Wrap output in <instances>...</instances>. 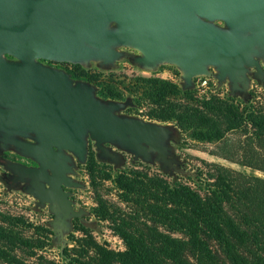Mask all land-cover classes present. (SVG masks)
<instances>
[{"label": "water", "instance_id": "95a60500", "mask_svg": "<svg viewBox=\"0 0 264 264\" xmlns=\"http://www.w3.org/2000/svg\"><path fill=\"white\" fill-rule=\"evenodd\" d=\"M122 46L136 49L132 62L143 67L174 64L183 88L213 67L219 81L244 94L249 68L262 74L264 0H0V151L35 163L0 156V164L8 188L48 204L58 238L84 213L65 188L80 185L71 176L73 156L85 160L88 139L99 159L119 164L110 143L179 170L169 144L174 126L118 114L128 101L103 99L94 84L41 61L108 67L126 55Z\"/></svg>", "mask_w": 264, "mask_h": 264}, {"label": "rangeland", "instance_id": "374dc122", "mask_svg": "<svg viewBox=\"0 0 264 264\" xmlns=\"http://www.w3.org/2000/svg\"><path fill=\"white\" fill-rule=\"evenodd\" d=\"M217 23L222 24L221 22ZM119 49L123 50L126 55L116 61L115 65L101 67L95 61H91L89 65L77 64L82 70L102 82L104 87L111 90L115 96V98L103 99L128 101V104L117 112L118 114L174 126L177 129L178 136L171 138L169 144L172 156L177 159L175 166L179 170H174L171 173L167 169H163L156 160L147 162L140 157L135 158L132 153L110 143L105 145L120 154L119 164L99 159L94 142L88 139L85 160L79 162L73 156L75 172L71 176L80 185L65 188L71 192L70 197L74 208H81L84 213L81 218L72 217L70 229L64 231L62 237L58 238L49 225L55 219V214L50 210L48 204L36 205V199L21 187L8 188L6 178L9 171L0 164V264H43L44 258L51 260L52 263L49 264H62L60 252L64 248H67L66 254L75 256L84 262L88 260L92 262L91 259L97 256L100 247L114 252L125 251L124 241L114 229V220L117 216L112 209L120 208L127 215H132L130 212L139 207L126 201L124 189L116 185V174L120 170L131 168L144 170L143 166H149V172H157L174 181L180 176H195L200 169L204 176L210 177L212 164H216L233 168L248 175L264 177V172L261 170L231 162L215 154L220 139L210 140V112H206V123H203L200 116H195L194 120L199 123H185L183 129H180L172 118L162 120L157 117H169L172 110L171 104L175 103H182L205 112L208 108H204L203 103L207 100L210 101L212 96L238 106L239 110L256 106L264 108V57L259 58L262 74L257 75L253 67L249 68L248 87L242 94L230 90L228 79L219 81L213 67L209 68L210 74L193 77V84L188 88H183L184 80L181 71L174 64L164 62L157 65L156 68H146L132 62V57L139 54L136 49L124 46ZM163 81L167 82L165 83L167 94L160 97L156 94L164 87V85L162 86ZM95 86L98 91V86ZM175 86L178 90L187 91L189 94L175 93ZM137 98H140L139 102ZM245 128L250 129L249 123L244 122L241 129L232 134L227 133L225 136L246 141L250 131L241 132ZM261 155L264 158V153ZM0 156L24 164H27V161L33 162L28 157L11 149L0 151ZM99 199L106 201V206L112 214L111 217L100 216ZM142 213L141 210L138 212V220H141ZM146 216L151 217V215ZM152 216L155 220H159L158 216ZM158 228H160V224H158ZM8 234L11 235L10 240L7 238ZM172 234L181 236L178 232ZM20 237L26 238L25 246L17 242V238ZM35 246L42 247L35 249ZM30 252H36V255L33 256L29 254ZM261 254L264 257V252ZM38 255H41L43 259H39Z\"/></svg>", "mask_w": 264, "mask_h": 264}, {"label": "trees", "instance_id": "16d2710c", "mask_svg": "<svg viewBox=\"0 0 264 264\" xmlns=\"http://www.w3.org/2000/svg\"><path fill=\"white\" fill-rule=\"evenodd\" d=\"M81 73L98 86V96L115 98L96 77L85 70ZM165 83L162 82L164 87L157 96L167 94ZM174 89L175 93L189 94L176 86ZM204 103V108H208L205 112L175 103L171 104L169 117H157L172 118L183 129L185 123H199L195 116L206 123V112H210V140L220 139L215 154L264 172L263 106L239 110L238 106L213 96ZM244 122L250 125V129L241 130L250 131L246 141L225 136L241 129ZM212 166L210 177L204 176L200 169L195 176H180L174 181L149 172V166H143L144 170H120L116 185L124 189L126 201L139 207L130 212L133 216L120 208L112 209L117 216L114 229L124 241L125 251L100 247L92 262H84L66 254L64 248L60 252L62 264H264L261 254L264 252V177L222 165ZM98 203L100 216L111 217L106 201L99 199ZM140 210L143 215L138 220ZM173 232L181 236H174ZM10 236L7 235L8 240ZM17 242L25 246L27 240L20 237ZM38 247L42 246L35 249ZM29 254L34 256L36 252ZM38 257L43 259L41 255ZM43 260V264L52 263Z\"/></svg>", "mask_w": 264, "mask_h": 264}, {"label": "flooded vegetation", "instance_id": "af4514ba", "mask_svg": "<svg viewBox=\"0 0 264 264\" xmlns=\"http://www.w3.org/2000/svg\"><path fill=\"white\" fill-rule=\"evenodd\" d=\"M44 64L51 65L57 68L64 69L70 74V77L74 80H88L84 75H82V68L77 63H72L69 61H50V60H41ZM89 81V80H88ZM27 164L34 165V162L27 161Z\"/></svg>", "mask_w": 264, "mask_h": 264}, {"label": "built area", "instance_id": "2783aa9c", "mask_svg": "<svg viewBox=\"0 0 264 264\" xmlns=\"http://www.w3.org/2000/svg\"><path fill=\"white\" fill-rule=\"evenodd\" d=\"M205 82V81H204Z\"/></svg>", "mask_w": 264, "mask_h": 264}]
</instances>
